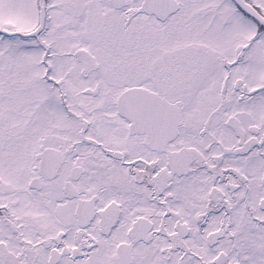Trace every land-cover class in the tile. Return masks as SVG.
<instances>
[{"label": "snow or ice", "instance_id": "obj_1", "mask_svg": "<svg viewBox=\"0 0 264 264\" xmlns=\"http://www.w3.org/2000/svg\"><path fill=\"white\" fill-rule=\"evenodd\" d=\"M0 264H264V0H0Z\"/></svg>", "mask_w": 264, "mask_h": 264}]
</instances>
